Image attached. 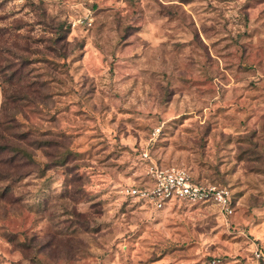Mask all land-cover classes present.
Returning <instances> with one entry per match:
<instances>
[{
    "label": "rangeland",
    "instance_id": "rangeland-1",
    "mask_svg": "<svg viewBox=\"0 0 264 264\" xmlns=\"http://www.w3.org/2000/svg\"><path fill=\"white\" fill-rule=\"evenodd\" d=\"M0 18L40 87L0 77V122L20 111L0 264H264V0H0ZM152 162L227 187L233 214L126 195Z\"/></svg>",
    "mask_w": 264,
    "mask_h": 264
},
{
    "label": "built area",
    "instance_id": "built-area-1",
    "mask_svg": "<svg viewBox=\"0 0 264 264\" xmlns=\"http://www.w3.org/2000/svg\"><path fill=\"white\" fill-rule=\"evenodd\" d=\"M79 23L91 26L90 20ZM144 157L147 158V154H144ZM147 176L149 182L146 185L127 188L125 194L155 210H163L183 202L189 205L213 204L228 216L234 212L232 194L228 188L195 183L184 168H164L152 162L148 166ZM257 256L259 257V254Z\"/></svg>",
    "mask_w": 264,
    "mask_h": 264
},
{
    "label": "trees",
    "instance_id": "trees-1",
    "mask_svg": "<svg viewBox=\"0 0 264 264\" xmlns=\"http://www.w3.org/2000/svg\"><path fill=\"white\" fill-rule=\"evenodd\" d=\"M4 20L5 18H0V22H3ZM62 29H63V26L59 25L57 29L54 30L53 33L58 36L56 40L58 39L66 40L68 44V35L66 36V34L63 33ZM10 30L11 29L8 27L0 28V77L2 78V81L4 82L16 83L22 88V91L24 92L23 93L24 96L21 99H26V100L30 99L34 103H37V100L40 101V94H39L40 87H38V75H34L33 74L34 72H29V71L27 72V69L28 67L38 63L39 61L38 59L34 60V58H31L30 56H28V53L31 50L28 44V39L26 37H23V35L21 34H17L16 36H14ZM12 40L17 41L16 44H12ZM20 41H22V44H20ZM14 48L18 50L19 53L13 52ZM59 57L61 59H67L68 54H62ZM32 96L34 97L31 98ZM18 113H20V111H17L15 114H13L11 119H4V121L2 120L0 122V130H2V132L4 133V134H0V137L5 138L6 134L10 132L9 128L7 127L10 124L12 125V123H14V120L17 119ZM16 127L18 126L13 125L12 128L10 129L14 130L16 129ZM64 137H65L64 139L66 140L68 139V137L66 136ZM20 138H19L20 141L26 142L27 135L22 134ZM52 144H55L59 147L61 146V149L65 151L64 152L65 154H70L71 152L70 147L67 143L54 142V141H50L48 143L49 146H51ZM5 147H9V146L5 145ZM18 152L21 154L22 153L27 154V151L25 150V148H22V147H19ZM192 179L195 183L204 184V185L212 184V183L200 182L196 180L193 176H192ZM212 185H216V184H212ZM136 187H143V186H136ZM219 187H225V186H219ZM234 204L235 203L233 202V206Z\"/></svg>",
    "mask_w": 264,
    "mask_h": 264
}]
</instances>
